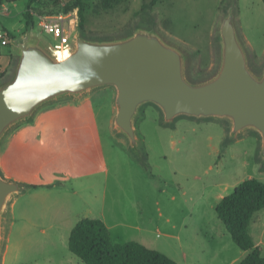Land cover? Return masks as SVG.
Instances as JSON below:
<instances>
[{
  "label": "rangeland",
  "instance_id": "rangeland-1",
  "mask_svg": "<svg viewBox=\"0 0 264 264\" xmlns=\"http://www.w3.org/2000/svg\"><path fill=\"white\" fill-rule=\"evenodd\" d=\"M151 1L85 0L84 36L114 39L137 27L152 30L184 53L186 77L198 82L218 69L219 24L232 6L248 64L256 74L261 72L263 0H157L154 4ZM24 5L25 0L15 5L0 3V33L3 29L10 31L15 41L27 32L22 15ZM74 9L77 14V8ZM76 21L75 29L66 28L71 44L80 31L78 15ZM29 30L31 38L41 45L60 49L59 41L41 30L38 16ZM14 49L9 72L16 62L17 48ZM114 97V87L103 86L92 90L89 99L82 103L63 98L37 110L43 111L36 126L45 129L43 148L47 151L52 148L50 152L39 149L43 172L35 179H57L59 174L54 171L65 166L72 167L70 174L76 168L79 173L80 164L85 161L81 155L84 150L93 159L91 163L88 158L86 169L90 170L89 166L95 169L94 180L100 175L95 183L105 185L106 194L121 199L124 208L139 200L144 218L151 222L150 230H130L125 238L143 242L178 264H237L246 252L232 241L215 206L246 178L256 177L264 182L259 134L248 129L231 137L226 118L179 115L173 122L164 123L160 109L148 102L140 107L135 121L140 139V153H136L126 138L112 128ZM51 131L54 136L47 137ZM60 140L64 142L61 145L50 142ZM53 147L58 151L54 152ZM17 197L21 199L20 195ZM120 203L116 204L119 208ZM11 204L9 200L6 213ZM263 222L264 208L253 214L249 230L264 255ZM4 228L6 232V223ZM14 234L15 231L11 241ZM32 234L24 247H19L17 256L15 250H9L7 264H85L69 251L67 232L36 230Z\"/></svg>",
  "mask_w": 264,
  "mask_h": 264
},
{
  "label": "water",
  "instance_id": "water-1",
  "mask_svg": "<svg viewBox=\"0 0 264 264\" xmlns=\"http://www.w3.org/2000/svg\"><path fill=\"white\" fill-rule=\"evenodd\" d=\"M218 41V69L209 78L192 82L185 74L184 53L146 28L114 39L86 38L79 31L63 58L55 57L27 30L13 42L16 62L0 82V142L42 106L112 86L116 108L112 127L132 151L140 153L135 121L140 107L150 102L160 109L164 123L179 115L216 117L228 119L231 137L255 130L264 163V66L259 74L250 68L232 6L221 19ZM25 187L0 174V246L7 204Z\"/></svg>",
  "mask_w": 264,
  "mask_h": 264
},
{
  "label": "crops",
  "instance_id": "crops-1",
  "mask_svg": "<svg viewBox=\"0 0 264 264\" xmlns=\"http://www.w3.org/2000/svg\"><path fill=\"white\" fill-rule=\"evenodd\" d=\"M13 4L15 5V3ZM8 38L9 42L6 44L0 42V82L9 76L13 69L12 67L9 72L11 56L15 54V45L13 44L15 39L9 35ZM55 51H60L61 53L55 54L60 56L64 49L55 48L53 52ZM89 97L90 92L77 99L67 98V100L82 103L87 101ZM69 104L73 103L70 102ZM42 114L43 111H36L31 119L12 127L0 142V171L1 169L5 170L4 174L1 172L0 174L6 179L18 181L26 186L10 199L12 204L4 219V224H7L8 230L5 232L4 228L2 248H0V264H7L9 250H15L14 254L17 256L19 247H24L26 241L33 236L32 232L36 230L42 232L65 231L68 233V245L71 229L83 217L102 220L110 232L111 240L115 243L134 241L125 238L127 231L150 230L148 224L151 222L144 218L143 205L139 200H136V203H130L128 208H124L123 204L120 203L121 199L119 201V198L114 194H106L105 185H101L100 182L95 183L100 175L94 180L95 169L92 170L90 166V170L86 169L88 158L91 163L93 159L84 150L81 151V155L85 157V161L80 164L82 168H80L79 173H77L76 168L74 173L70 174L72 167L65 166L54 171V173L59 174L60 179L59 176L57 179L50 180L47 178L35 179L43 172V165L39 163L40 156H42L39 149L47 151L43 148L46 145L45 136L42 134L45 133V129L36 128ZM50 136H54L53 131L48 132L47 137ZM50 142L58 145L64 143L61 140L57 143L55 141ZM51 148L49 147L47 152H50ZM53 150L54 152L58 151L54 147ZM102 164L104 170L108 172L109 169L105 167V160ZM19 195L21 199H18L17 196ZM117 202L120 203V208L117 207ZM262 225L264 230V222ZM13 231L15 234L11 241ZM139 243L143 244V242Z\"/></svg>",
  "mask_w": 264,
  "mask_h": 264
},
{
  "label": "trees",
  "instance_id": "trees-1",
  "mask_svg": "<svg viewBox=\"0 0 264 264\" xmlns=\"http://www.w3.org/2000/svg\"><path fill=\"white\" fill-rule=\"evenodd\" d=\"M17 1L0 0V3ZM156 1L151 2L154 4ZM74 8H77L78 28L85 35V0H25L22 15L26 29L29 30L36 16L68 13ZM6 33L14 38L11 32ZM262 208L264 182L256 177L239 182L215 206L217 216L232 241L246 252L237 264H264L262 247L255 243L249 230L253 214ZM68 249L85 264H178L167 254L139 242H113L108 228L98 218L83 217L76 222L68 236Z\"/></svg>",
  "mask_w": 264,
  "mask_h": 264
},
{
  "label": "built area",
  "instance_id": "built-area-1",
  "mask_svg": "<svg viewBox=\"0 0 264 264\" xmlns=\"http://www.w3.org/2000/svg\"><path fill=\"white\" fill-rule=\"evenodd\" d=\"M76 18L77 14L75 9L68 13L58 12L38 16L41 30L59 41L57 48L68 51H70L73 44L69 41V33L66 31V28L75 29L77 24ZM0 42L1 44L9 42L8 35L5 31H1L0 33ZM49 48L51 51L53 50L52 46H49Z\"/></svg>",
  "mask_w": 264,
  "mask_h": 264
},
{
  "label": "bare ground",
  "instance_id": "bare-ground-1",
  "mask_svg": "<svg viewBox=\"0 0 264 264\" xmlns=\"http://www.w3.org/2000/svg\"><path fill=\"white\" fill-rule=\"evenodd\" d=\"M54 49H55V48H53L52 53L55 55V53L53 52ZM61 50H62V49H61ZM68 52H69L68 50H65V49H64V53H63L62 55H60V56L55 55V57H57V58H63L65 55H67Z\"/></svg>",
  "mask_w": 264,
  "mask_h": 264
}]
</instances>
